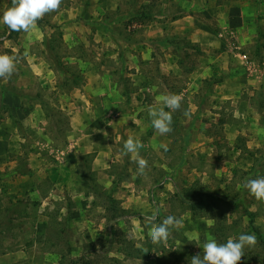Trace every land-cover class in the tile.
Wrapping results in <instances>:
<instances>
[{
	"label": "rangeland",
	"instance_id": "obj_1",
	"mask_svg": "<svg viewBox=\"0 0 264 264\" xmlns=\"http://www.w3.org/2000/svg\"><path fill=\"white\" fill-rule=\"evenodd\" d=\"M10 6L0 0V16ZM70 10L62 0L31 31L12 37L0 23V55L16 57L14 74L0 79V264H190L208 239L226 243L240 234H255L257 243L239 264H264V203L242 187L264 177V0L128 1L108 12L104 27L68 19ZM163 14L172 51L156 43L179 69L162 71L158 58L132 80L135 69L116 46L146 43V25ZM188 14L214 31L216 47L203 49L190 37L197 21L187 34L184 23L170 24ZM98 73L113 97L96 98ZM140 74L165 92L162 86L171 94L187 90L167 135L155 132L148 115L160 102L151 93L143 101L133 95ZM129 136L143 144V176L123 154ZM194 185L236 202L215 235V220L183 202ZM156 208L155 223L169 215L181 221L159 246L145 222ZM115 214L123 217L115 221Z\"/></svg>",
	"mask_w": 264,
	"mask_h": 264
},
{
	"label": "clouds",
	"instance_id": "obj_2",
	"mask_svg": "<svg viewBox=\"0 0 264 264\" xmlns=\"http://www.w3.org/2000/svg\"><path fill=\"white\" fill-rule=\"evenodd\" d=\"M62 0H11V6L0 16V23L4 24L9 33L29 32L46 14L58 11ZM16 57L0 55V79H8L16 71ZM182 96L179 94H164L159 97L160 107L149 108L148 115L151 126L160 135H167L172 131V113L181 107ZM165 109H169L166 111ZM190 112L185 111L184 116L190 118ZM107 136V133H104ZM168 150L166 144L159 146ZM143 144L139 139L129 136L123 143V154L130 155L133 163L137 165V175L143 176L148 167V161L140 155ZM242 187L257 202L264 203V177L248 178ZM159 215V208L152 211L145 218L146 226H150L147 236L154 246L165 244L181 221L175 216L165 217L161 223H155ZM255 234H240L238 238H229L226 243H218L215 239H208L202 246L203 254L191 258L190 264H239L245 255V248L256 245ZM147 253L148 250L144 249Z\"/></svg>",
	"mask_w": 264,
	"mask_h": 264
},
{
	"label": "crops",
	"instance_id": "obj_3",
	"mask_svg": "<svg viewBox=\"0 0 264 264\" xmlns=\"http://www.w3.org/2000/svg\"><path fill=\"white\" fill-rule=\"evenodd\" d=\"M71 2V10L69 11L70 16L68 17V19H78L80 17L85 18L86 21H93V22H97L98 24L96 25H102V27L107 25V14L108 12H118L120 11V9H122V6H124V4H126V2L128 1H135V0H92L91 6L92 9L87 12L85 10L86 6V1L88 0H69ZM145 1V0H143ZM188 3L187 5H189L190 7H192V4ZM87 15V16H86ZM123 17H127L132 19L130 17L129 14L126 15H121ZM133 20V19H132ZM165 21V22H164ZM168 21H170L169 18H166V15H161L158 16L157 20H152L148 23L147 26V31H146V43H140L138 44L137 42H134L132 38L131 40V44H124L123 41H119L120 45H117V49L118 51H114V53H116L117 55L122 54L123 56H125L126 60L124 59V63L128 65V63L132 64V67H130L129 69H135V71H133L132 74H130V76H134L132 78V80H137V75L140 73L141 68L144 66L142 64L145 65H151L154 63H157V59H162V55H160V51L158 49V45L156 43L157 40H161L162 43L164 44L163 47H160L163 51H168V49H171L169 51H172L173 47H169L170 44H168L169 42L167 41L166 37L168 36V24H166ZM196 22V24H194ZM101 22V23H100ZM104 22V25L102 24ZM192 23L194 24V29L195 31L190 32V37H194V40H196V43H199V45L204 49L205 47L210 49L213 47H216L217 45V40H216V34L214 33V31L208 27L204 22L198 21L196 18L193 17L192 14H188L185 15L183 17H174L172 18V22L170 23L171 25H175V24H182L184 23L186 26L183 27V31H180L182 33L187 34V32L189 31L187 24L188 23ZM199 23V24H198ZM136 27V24L133 26ZM157 47V48H156ZM161 50V51H162ZM166 61H164L163 59L160 61V65L159 68L162 71L168 70L171 71L173 69V67H176L177 69H179V64L176 62L175 60V55L169 53L166 54ZM169 57V58H168ZM129 59V60H128ZM139 59L143 62L141 63L139 61ZM216 60L212 59V63H214ZM168 62V63H167ZM174 63V64H173ZM101 74L98 73V75L95 76V80H96V84H98V87L100 86V90H97V94H96V98L98 100L103 99L102 97L105 95L108 98L113 97V93L112 91L108 90L105 88L103 82H102V78L100 77ZM141 79L142 82L140 83H134V86H138L135 89V92L133 93L134 97L142 99V101L144 99H146V95L148 93H151V97L153 100L159 102V97L164 95V94H171L170 90L166 87V86H162L163 88H166L165 92L164 90H161L160 86L158 87L156 85V82H144V81H150L151 77H146L145 75H141ZM98 77V78H97ZM111 77V76H110ZM101 82V83H100ZM117 90H119L120 92H118L119 96L121 99H124V95H123V89L121 90V88H123L122 85H116ZM104 88V89H103ZM116 92V91H115ZM122 92V93H121ZM187 93V90L184 89L182 92H178L177 94L181 95L182 98L185 95L184 93ZM121 93V94H120ZM156 106H158L159 108V104H157ZM148 108V107H147ZM146 108V109H147ZM157 108V107H155ZM97 160V159H96ZM95 160V165L97 167H99L101 164L100 162L98 163Z\"/></svg>",
	"mask_w": 264,
	"mask_h": 264
},
{
	"label": "trees",
	"instance_id": "obj_4",
	"mask_svg": "<svg viewBox=\"0 0 264 264\" xmlns=\"http://www.w3.org/2000/svg\"><path fill=\"white\" fill-rule=\"evenodd\" d=\"M15 33L16 32H11L10 37H12ZM183 202L187 203V205L189 206L188 210L191 211L192 214L201 216L203 215L204 217L210 216V219L215 220L214 227L213 229H211L213 235H215L218 231H222L221 225H223L227 220V216L224 213L226 207H228L230 204L236 203L224 194L211 192L202 186L197 187V185L188 188L183 193ZM223 209L224 211L222 212L221 210ZM222 213H224V215H221ZM113 217L115 221H119L123 216H116L115 214ZM258 237V244H264L263 237L261 235ZM250 262H254V260L250 259L245 264H248ZM70 264H90V261L86 262L80 260H72Z\"/></svg>",
	"mask_w": 264,
	"mask_h": 264
}]
</instances>
